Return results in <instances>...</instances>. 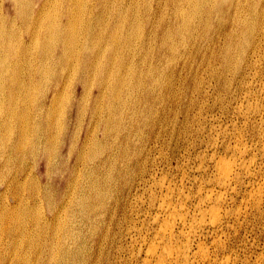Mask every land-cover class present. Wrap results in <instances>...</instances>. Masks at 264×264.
<instances>
[{
	"label": "bare ground",
	"instance_id": "obj_1",
	"mask_svg": "<svg viewBox=\"0 0 264 264\" xmlns=\"http://www.w3.org/2000/svg\"><path fill=\"white\" fill-rule=\"evenodd\" d=\"M77 1L70 0V14ZM102 1V11L91 7L86 12V6L64 22L62 35L64 32L69 41L68 49H74L72 42L84 34L95 55V43L110 38L107 55L120 52L123 62L135 63V70L127 72L120 66L123 72L111 76L106 87L109 97H105V137L91 133L79 144L78 152L84 157L75 158L70 170L76 186L66 188L53 219H40L37 251H25L21 238L10 227L13 218L17 227L25 226L28 211L12 206L14 197L21 199L18 192L14 195L13 187L25 189V183L34 179L30 176L32 168L22 164L20 170H14L0 154V264H264V246L253 250L240 239L242 233L239 235L242 219L253 212L263 215L264 0H193L182 14L172 17L165 5L147 19L153 44L145 57L143 51L138 56L134 51L141 17H130L118 6V0ZM43 3L48 5L46 12H41ZM5 4L8 11L25 4L31 24L36 19L37 28L33 26L30 40L19 35L15 51L11 39L15 38V27L23 23L12 14L9 19L5 16ZM52 4H56L55 10L50 9ZM61 7L62 0H0V64L15 63L20 73L33 77L35 63L47 61L57 41L64 19ZM113 9L118 14L111 20L109 12ZM49 19L55 21L47 28ZM132 54L136 57L131 58ZM207 72L214 89L219 88L221 94L226 91L239 105L233 106L231 123L225 126L211 121L205 134L209 128L203 125L208 117L207 102L200 97ZM27 83L25 90L31 88L33 80ZM7 93L0 98L6 100ZM21 101V96L0 99L1 106L14 110L16 104V111L25 110L15 115L20 124L15 126L23 127L29 137L19 140L16 148L33 158L35 168L39 169L44 160L46 175L50 176L47 169L52 162L49 156L54 150V131H44L43 144L33 139L28 151L26 146L34 133L31 102L25 100V109H19ZM228 103L219 106L222 116L232 114V102ZM166 110L176 111L175 122L163 121ZM234 116L240 125L233 121ZM9 119L14 120L12 112ZM190 122H198L199 137L203 132L200 142L192 140L193 146L205 142L206 151L198 155L196 174L183 167L189 163L186 161L173 175L168 152L174 139L178 147L180 137L188 139ZM174 125H178L177 132ZM185 144V150H190ZM5 146L1 143L0 151ZM20 174L25 176L20 178ZM55 202L54 198L50 211L58 207ZM98 203L105 205L103 217ZM68 209L66 228L53 230L52 224ZM15 249H23L26 256L17 252L13 258Z\"/></svg>",
	"mask_w": 264,
	"mask_h": 264
},
{
	"label": "rangeland",
	"instance_id": "obj_2",
	"mask_svg": "<svg viewBox=\"0 0 264 264\" xmlns=\"http://www.w3.org/2000/svg\"><path fill=\"white\" fill-rule=\"evenodd\" d=\"M110 1L112 2L113 0ZM122 1L123 0H118V6L123 8V11L125 10L124 11L125 13L126 12L129 13L130 17H132L133 14L139 15L143 20V23H141V25L138 26L139 29L136 30V35L134 38L135 49H137L134 51L135 52L137 51V53L139 52L138 54L136 53L137 56L140 55L141 51H143L142 55L146 56L150 50L149 46L153 44L150 40L151 30L147 24V19L149 18V16L158 14L161 11V7L165 5L168 6L167 10H169V16L172 17V15L175 14L179 15L183 13L184 11L183 8H185L187 4L193 2V0H166L167 2H164L163 0H124L125 1L124 3ZM132 1L134 2L132 3ZM69 2L70 0H62L61 11L63 12L64 19L61 23V28H60L61 30L58 33L57 41L52 46V51L49 54L47 61H45L44 63H42L41 61L35 63L36 66L34 69L33 77L25 73H20L15 63L0 64V70L3 71V73H0V95L3 92H8L6 95L7 96L6 100H4L3 98L0 99L3 101H8L12 97L21 96L22 101L19 106V109H25L24 106L25 100L31 102L30 105L31 109H29V112L31 113V117L33 121L34 133L31 137V142L26 146L28 148V151L32 149L33 139L41 140L43 144L42 137L44 131H47L49 128L53 129L54 131V143L52 146L54 150L51 156H49V159L52 162L47 169V172L50 176H47L44 160L41 161L42 165L39 169L35 168V161L33 160V158L30 157V155L25 154L24 152L20 153L19 150H17L16 148L17 146L16 143L19 140L24 141L29 137V135L25 133L23 127L15 126V125H20L18 124L19 121L15 120V115L20 112L25 113V110L16 111L15 110L16 104L15 107L13 108L14 110H11L7 106L0 105V144L6 143L5 148L1 149L0 154L3 155L5 161H9V163L12 165V168L14 170L17 171L20 170L22 164H25L26 169L28 168V170L32 168L31 169L32 172L30 176L35 179V180L31 179L29 182H26L25 185L27 186L25 187V189L24 188L18 189L16 187H13L14 195L16 194V192H18L21 195L20 196L21 199H19V197H14L12 199L14 201V204L12 206L15 208V210L24 209L25 211H28V216L25 221V226L17 227V223L14 218L10 221V227L12 228L11 230L13 231L14 235L18 238H21L20 244L24 247L25 251L31 249L30 252L37 251L40 249L41 226H42L40 219L42 217H44L46 220L53 219L57 209L60 208L61 206L60 200H62L66 188L76 186V180L70 177V170L75 158L80 159L84 157L82 156L84 153L80 155V153L78 152L79 144L84 139L86 138L88 139L91 133H94L95 135H98L100 137L102 136L105 137V104L107 103V102L105 103V97H109V94H107L106 91V87L110 82L111 76L114 77L115 73L123 72L119 69L120 66L123 67L125 70H127V72H133L135 70L134 69L135 63L133 61L128 64L127 62H123L122 55L120 54V52H117L113 57H109L107 55L108 47L111 44L110 38H105L103 41L99 43H95L96 50H95V55H93L90 52L91 43L88 41L89 39L86 38L84 34H81L82 37L78 39L76 42L70 41L72 43H75V48L69 51L68 49L69 41L64 36V32L62 35V28L64 22L67 21L69 17L79 14L86 6H87L86 7L87 9L85 8L86 12L91 7H96L95 11H102L101 5H103L102 3L103 1L87 0L88 5H86L87 4L86 0H82L81 2H79L78 0L77 3L74 4L75 7L72 9L71 14L69 9ZM143 2L146 3L145 6ZM208 2L213 3L214 0H208ZM83 4H85V6ZM135 4L136 6L133 7V5ZM54 5L50 9L55 10L56 6L54 7ZM139 7L141 8V10L138 9ZM134 8L135 9L137 8L138 10L137 9L135 10ZM11 10L12 11H8L7 6L5 4V10H4L5 16L9 19V14L10 15L12 14V17L14 18L16 17L17 21L22 20L23 23L20 26H17V29L15 27L14 30L15 38L11 39V45H12L11 49L12 51H15L16 49L19 48L17 37L19 35H23V39L25 41H29L31 35L34 33L33 30L34 27L37 28V24H36V19L33 18V22L31 24V19L27 18V9L25 8V4H21L18 7L13 6L11 7ZM47 10H48L47 3L45 5L43 3V5L41 6V12H46ZM131 10L136 13L131 12ZM150 10L152 11L151 13ZM185 12H187V10ZM109 13H111L110 14L111 17ZM109 13L108 15L109 18H111V20H113L114 17H116V14H118L114 9ZM57 16L55 17V19L57 18ZM55 19L47 20L46 27L49 28V26L52 25ZM103 20H105V16ZM119 34L120 36L123 35V33H119ZM101 46H103L102 49H100ZM181 48L183 47L180 46V49ZM136 55L132 54L131 58L136 57ZM40 56L41 54H39V57ZM95 57H96V62L94 61ZM147 60H148L147 61V66H148L150 64L149 58ZM35 64L33 63V65ZM24 66L29 67V64H26ZM26 69L29 70L28 68ZM29 71L33 73L32 70ZM206 75H209L208 72L204 75L206 80L204 79V86H203L204 88L202 95L200 97V100L201 99L206 100L207 102L205 109L208 113H206L205 116L208 117H206L207 118L206 123L204 121L203 125H205L206 128L208 127L209 128L206 129L205 134H207L210 129L211 121L215 120L216 124L223 123L225 126L226 123L227 124L231 123L232 120H230L231 119L230 117L233 116V110L235 111L234 107L236 104L237 106L239 105L238 103L235 102V100L231 101L233 99H230L231 98L230 95H226L227 94L226 91L225 92L223 91V94H221L219 88L217 89L218 91L214 89L215 86L213 85V82H211L210 76H206ZM30 79L33 80V84L30 89L25 90V87H28L27 82ZM207 83L208 84L212 83L213 87L211 85L208 86ZM234 90L236 91V87H234ZM236 93L238 94V92ZM218 98L222 101H220ZM225 98L227 99L225 100ZM226 101H228L229 103L232 102L231 103L232 114L230 113L225 114L224 117L222 116L223 113L221 112L219 106H222V102H223V106L224 103L227 104L228 102ZM171 103L172 102L170 100L168 104L169 108L172 107ZM11 112L13 113L14 120L9 119V114ZM212 114L214 115L212 116ZM162 115L163 116L161 118L163 119V121H165V123L167 120H170V122H175V116H176L175 110H166V112L164 111ZM191 115L194 118V115L193 114ZM233 118H234L233 121H239V125L241 124V121L239 119H237L235 116ZM181 120L182 117H179L178 122H180ZM194 121H198V120H194ZM197 123L198 122H190V126H189L190 131L188 132L187 135L188 139H186L185 137L186 139L185 140L183 137H180L179 147L175 142L176 139H174L175 141L173 140L172 143L173 147L168 152L169 156L172 155L171 172L173 175H176V173L179 172V169L182 166V164L184 165L188 161L189 163L184 165L183 167L185 168L188 167L187 170L191 174H196L195 171H197V167L199 166L200 163V158L198 157V155L203 150L204 152L206 151L205 142L201 146H193L192 144L195 139H198L197 142H200L199 141L200 138L203 139V132L201 134V137H199V135L197 134V130H196V127L198 128ZM175 127L177 132L178 125ZM181 141H184V143ZM185 143L187 144V146ZM184 144L186 147H189L188 149H190V147L191 149L186 151L184 148ZM194 151L195 153H193ZM102 152L103 150L100 151L98 154H102ZM204 152L202 153L204 154ZM156 155H158V153H156ZM185 155L186 158H188V160L185 158ZM24 176L25 175L20 174V178H23ZM14 185L17 184L15 183ZM54 198L56 200L55 205L58 207L54 211H50V208L54 206L52 205V203L54 202ZM99 206L101 207L99 208ZM237 206L238 203L234 205L235 208ZM97 208L103 217L105 214V205L102 203H98ZM69 209L64 211L62 213L63 215L60 216L61 218L59 217L60 219H58L52 224L53 230L66 228L68 223L65 220L64 216L65 214L68 213ZM241 223L242 224L239 228L240 230L239 235L242 233L240 239L243 240L244 243L247 242L249 248L260 251L264 246V205H263V215L253 212L249 214L247 218L242 219ZM55 224L57 225L55 226ZM247 232L250 234H248ZM252 241L255 242V244H252L253 243ZM237 242L239 243V241ZM24 250L15 249L12 251L11 256L15 258L13 253H17V252H19V254L23 256H26V252ZM0 259H3V253L1 252H0Z\"/></svg>",
	"mask_w": 264,
	"mask_h": 264
}]
</instances>
